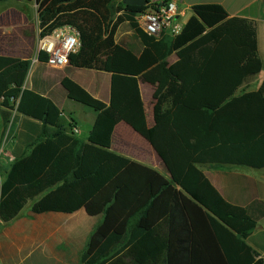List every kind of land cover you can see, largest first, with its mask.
I'll return each mask as SVG.
<instances>
[{"label": "trees", "instance_id": "obj_1", "mask_svg": "<svg viewBox=\"0 0 264 264\" xmlns=\"http://www.w3.org/2000/svg\"><path fill=\"white\" fill-rule=\"evenodd\" d=\"M36 1L42 36L64 25L78 29L82 46L70 64L113 75L111 107L152 145L170 179L113 153L116 124L98 113L88 143L77 154L58 158L53 177L29 171L34 164L50 163L47 154L34 161L43 145L13 163L2 187V221L9 223L28 199L62 183L34 203L32 211L73 214L85 209L91 217L103 215L81 255L82 264H264L245 242L259 213L227 201L201 168L264 169V80L258 91L238 94L264 69L257 23L230 17L218 4H199L180 35L156 39L141 30L136 16L167 0H147L142 7L123 0ZM123 22L141 40V52L116 41ZM173 53L178 60L169 68L170 82L149 128L137 77ZM47 59L40 52L39 60ZM30 64L0 56L3 119L10 122L17 109L43 127L59 129V139H69L62 133L60 109L23 90ZM12 99L19 100L17 106Z\"/></svg>", "mask_w": 264, "mask_h": 264}, {"label": "crops", "instance_id": "obj_2", "mask_svg": "<svg viewBox=\"0 0 264 264\" xmlns=\"http://www.w3.org/2000/svg\"><path fill=\"white\" fill-rule=\"evenodd\" d=\"M167 1L177 4L179 20L189 16L183 25L194 15L193 7L199 4H218L225 8L230 17L256 22L259 55L264 61V0ZM2 4L0 56L31 62L23 90L33 91L51 100L60 109L62 133L69 139H59V129L43 127L42 122L18 112L14 113L12 126L0 115V204L3 184L16 160L29 157L39 145H43L36 150L34 161L36 163L47 154L52 156L50 163L40 167L34 164L29 171L39 178L44 175L53 177L59 168L57 165L56 170L55 165L58 158L75 155L80 146L88 143L98 113L110 117L116 124L112 138L113 153L155 170L169 180V172L152 145L111 107L113 75L105 71L77 68L72 64L63 69L49 68L46 62L39 60V17L35 0H7L0 2ZM115 38L120 43L118 31ZM124 45L136 53L143 49L139 38L135 44ZM177 60V54L173 53L137 77L149 128L155 125V106L170 82L169 68ZM263 80L264 69L238 94L258 91ZM201 168L227 201L244 207L252 206L259 213L258 225L245 242L264 259V169L228 165H204ZM22 170L27 171L25 168ZM61 185L28 199L18 216L9 223H4L0 216V264H82L81 255L95 227L103 220V215L91 217L85 209L73 214H35L32 211L34 203Z\"/></svg>", "mask_w": 264, "mask_h": 264}, {"label": "built area", "instance_id": "obj_3", "mask_svg": "<svg viewBox=\"0 0 264 264\" xmlns=\"http://www.w3.org/2000/svg\"><path fill=\"white\" fill-rule=\"evenodd\" d=\"M179 16L180 11L177 4L168 2L138 14L136 21L149 37L161 39L169 36L173 38L180 35L184 27L178 19ZM41 33L42 30L39 29L38 53L48 54L46 65L51 69H63L69 66L71 55L78 53L82 46L78 29L72 25H64L44 36ZM12 101L16 103V106L19 103L18 99H12ZM16 112L17 109L13 111L10 126L14 122Z\"/></svg>", "mask_w": 264, "mask_h": 264}, {"label": "rangeland", "instance_id": "obj_4", "mask_svg": "<svg viewBox=\"0 0 264 264\" xmlns=\"http://www.w3.org/2000/svg\"><path fill=\"white\" fill-rule=\"evenodd\" d=\"M152 1L158 2L157 0H152ZM3 4H9V3H3ZM3 4L0 5V10H1V7L3 6ZM188 17L189 16H186V17L180 19V23L184 24L185 21H187ZM117 31H118V39L120 40L121 44H127V43L135 44V41L138 40V37L135 34L134 30L130 27V25L127 22H123V23L119 24L117 27ZM1 114H2V108H0V115Z\"/></svg>", "mask_w": 264, "mask_h": 264}, {"label": "water", "instance_id": "obj_5", "mask_svg": "<svg viewBox=\"0 0 264 264\" xmlns=\"http://www.w3.org/2000/svg\"><path fill=\"white\" fill-rule=\"evenodd\" d=\"M125 5L142 7L147 5V0H123ZM36 6H38L37 1L35 0Z\"/></svg>", "mask_w": 264, "mask_h": 264}]
</instances>
